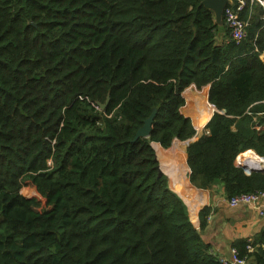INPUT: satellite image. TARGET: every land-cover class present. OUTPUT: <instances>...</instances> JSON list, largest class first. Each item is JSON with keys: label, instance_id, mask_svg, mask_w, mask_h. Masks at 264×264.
I'll list each match as a JSON object with an SVG mask.
<instances>
[{"label": "trees", "instance_id": "16d2710c", "mask_svg": "<svg viewBox=\"0 0 264 264\" xmlns=\"http://www.w3.org/2000/svg\"><path fill=\"white\" fill-rule=\"evenodd\" d=\"M202 1L0 0V264H219L201 235L209 208L196 228L158 153L196 137L192 186L264 191V171L234 165L264 157V21L247 0L235 43ZM181 154L161 156L177 174Z\"/></svg>", "mask_w": 264, "mask_h": 264}, {"label": "crops", "instance_id": "0c3cea01", "mask_svg": "<svg viewBox=\"0 0 264 264\" xmlns=\"http://www.w3.org/2000/svg\"><path fill=\"white\" fill-rule=\"evenodd\" d=\"M206 89L208 91L207 87H205L204 90ZM184 91L182 95L184 98H186L184 96ZM186 100L190 105L189 100L187 98ZM212 113L210 115H212ZM184 115L192 117L187 112H185ZM210 115L208 118L211 117ZM193 125L196 129V132L199 130L202 131L203 127L199 129L197 124L194 122V119ZM200 133H197L196 136H198ZM195 138L196 137L184 142L178 140L172 142V145L180 143V149L182 151L180 157L182 161L180 162L182 164L184 163L185 165V171L183 169V165H181L180 183H177L180 185V192L177 188L172 186L169 167L167 165L161 166L159 160L156 157L158 165L160 166V170L162 171L163 175L167 177L169 189L177 193L180 199L185 203L189 212L190 220L193 222L196 228L199 226V211L203 207L209 208L207 215V225L201 232V235L204 242L209 245L210 253L212 252L216 257L228 256L232 248L238 250V246L240 248L241 244H250L253 246V251L249 253L246 264H264V255L261 250H259L260 248L258 246V244L264 239V216H260L258 214L256 206L240 205L237 207H230L228 205L227 197L224 193L222 185L216 184L210 189H198L192 186L189 182L190 170L186 163V146L189 142L195 140ZM246 152V154H249L253 153L254 151ZM234 165L240 167L236 161H234ZM173 172L176 173V170H173Z\"/></svg>", "mask_w": 264, "mask_h": 264}, {"label": "built area", "instance_id": "2783aa9c", "mask_svg": "<svg viewBox=\"0 0 264 264\" xmlns=\"http://www.w3.org/2000/svg\"><path fill=\"white\" fill-rule=\"evenodd\" d=\"M247 0H229V3L223 10V22L229 30V39L235 43L241 42L247 35L246 27L247 21L239 17V13L242 11ZM251 2L256 1L257 4L263 10L262 20L264 21V0H249ZM264 61V56L262 58ZM255 119V117H254ZM254 129L261 131L264 129V125H255ZM175 141V140H174ZM173 141V142H174ZM253 152V151H252ZM247 152L240 153L235 161L238 166L242 168L245 174H249L252 171H264V157H260L255 154L257 160L252 161V157L245 156ZM241 156H243L241 158ZM227 202L230 207H237L240 205H253L256 206L258 214L264 216V191H253L227 197ZM259 250L264 255V239L258 244ZM253 246L250 244L245 245L246 253L249 254L253 250ZM219 264H246L248 255H240L239 251L232 248L228 256L216 257L212 252L210 253Z\"/></svg>", "mask_w": 264, "mask_h": 264}, {"label": "water", "instance_id": "95a60500", "mask_svg": "<svg viewBox=\"0 0 264 264\" xmlns=\"http://www.w3.org/2000/svg\"><path fill=\"white\" fill-rule=\"evenodd\" d=\"M229 3V0H203L201 2L202 6L206 9H209L213 12L215 22L220 24L223 20V10L226 7V5ZM209 87V86H208ZM108 102V97L106 99V102L104 104H98L101 109H104ZM215 110V108H214ZM155 114V110L152 111V113L144 120L143 125L136 131L134 140L138 138H148L150 131H151V124L152 120ZM263 171V170H261ZM158 173L159 175H162V171L160 170V167L158 166Z\"/></svg>", "mask_w": 264, "mask_h": 264}, {"label": "rangeland", "instance_id": "374dc122", "mask_svg": "<svg viewBox=\"0 0 264 264\" xmlns=\"http://www.w3.org/2000/svg\"><path fill=\"white\" fill-rule=\"evenodd\" d=\"M263 58V56H261V59ZM190 92H195L197 95H200V94H203V92H205V94H207V89L206 90H204L205 89V87H202V88H200V89H197L194 85H191V86H189L188 88H187ZM185 91H186V89H185ZM206 97H207V95H206ZM187 98V97H186ZM185 98V99H186ZM206 101H207V98H206ZM189 102H190V105L188 104L187 105V103H186V106H185V108L183 109V114L185 113V112H187V113H189V111L191 110V109H193L194 110V108H193V106H192V103H191V100H189ZM207 103H208V101H207ZM209 104V103H208ZM210 105V104H209ZM214 110V109H213ZM213 110H211L210 111V113H209V115L212 113V111ZM208 115V116H209ZM187 116V115H186ZM189 117V116H188ZM193 119L194 118H192L191 117V120H192V123H193ZM207 121V120H206ZM200 131L201 130H199L197 133H200ZM180 148V143L179 144H174V145H172L169 149H167V150H163V151H160L159 153H158V155H159V158H160V160H161V166H164V165H167L168 167H169V169H170V171L172 170H174V163L175 162H177V160H172V159H168V160H162V155L164 154V157H166V152L167 151H169V150H171L172 148L173 149H175V148ZM169 161V162H168ZM172 166V167H171ZM160 167V166H159ZM165 171V170H164ZM171 176V175H170ZM171 178L173 179V181L174 182H176V183H180V174H175V175H173V176H171ZM21 193L24 195V196H26V197H31V196H35V197H37V198H39V196L35 193V191H34V189H32V188H30L28 185H24L23 187H22V189H21Z\"/></svg>", "mask_w": 264, "mask_h": 264}, {"label": "bare ground", "instance_id": "6f19581e", "mask_svg": "<svg viewBox=\"0 0 264 264\" xmlns=\"http://www.w3.org/2000/svg\"><path fill=\"white\" fill-rule=\"evenodd\" d=\"M245 156H247V157H252V158H251L252 161H256V160H257L256 156H255L253 153L245 154ZM242 157H243V156H241V158H242Z\"/></svg>", "mask_w": 264, "mask_h": 264}]
</instances>
